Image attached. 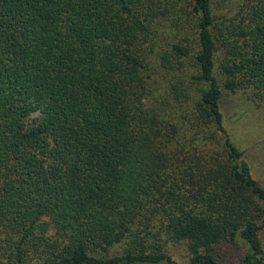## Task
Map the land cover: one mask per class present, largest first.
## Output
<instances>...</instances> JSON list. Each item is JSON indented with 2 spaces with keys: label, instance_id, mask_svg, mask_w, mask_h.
Masks as SVG:
<instances>
[{
  "label": "trees",
  "instance_id": "obj_1",
  "mask_svg": "<svg viewBox=\"0 0 264 264\" xmlns=\"http://www.w3.org/2000/svg\"><path fill=\"white\" fill-rule=\"evenodd\" d=\"M222 87L264 102V0H0V264H264Z\"/></svg>",
  "mask_w": 264,
  "mask_h": 264
},
{
  "label": "rangeland",
  "instance_id": "obj_2",
  "mask_svg": "<svg viewBox=\"0 0 264 264\" xmlns=\"http://www.w3.org/2000/svg\"><path fill=\"white\" fill-rule=\"evenodd\" d=\"M222 92L225 126L236 146L244 153L254 177L264 187V102L259 105L242 91L233 93L222 87ZM262 242L264 245V234ZM175 253L176 258L182 261L184 251L179 248ZM223 257L224 264H239L242 252L230 249L223 253Z\"/></svg>",
  "mask_w": 264,
  "mask_h": 264
}]
</instances>
